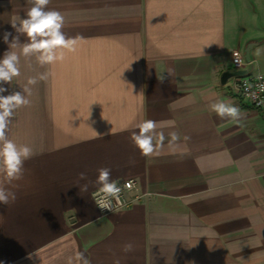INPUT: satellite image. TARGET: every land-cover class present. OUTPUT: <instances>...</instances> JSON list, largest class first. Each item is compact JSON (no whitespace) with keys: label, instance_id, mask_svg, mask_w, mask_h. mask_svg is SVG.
Masks as SVG:
<instances>
[{"label":"crops","instance_id":"0c3cea01","mask_svg":"<svg viewBox=\"0 0 264 264\" xmlns=\"http://www.w3.org/2000/svg\"><path fill=\"white\" fill-rule=\"evenodd\" d=\"M30 7L0 0V58L3 33L16 35L11 25ZM47 8L80 39L51 65L21 56L20 75L3 85L8 95L50 73L28 86L30 104L7 130L35 154L15 203L0 205V264H66L78 251L91 264H264V111L225 75L246 69L245 56L249 74H264V0H51ZM168 68L174 76L161 83ZM220 100L239 106V122L211 111ZM145 119L165 134L158 155L142 156L130 139ZM172 131L179 139L170 145ZM101 167L118 183L133 179L129 194L141 197L102 215L96 187L76 186L78 173L94 181ZM127 242L135 250L125 254Z\"/></svg>","mask_w":264,"mask_h":264},{"label":"clouds","instance_id":"9594fccd","mask_svg":"<svg viewBox=\"0 0 264 264\" xmlns=\"http://www.w3.org/2000/svg\"><path fill=\"white\" fill-rule=\"evenodd\" d=\"M31 7L28 9L25 17L19 24L13 23V32L5 31L2 39L8 49L0 58V205H10L17 200V194L13 189L18 188L16 183L24 179V164L34 156L32 147L26 144L18 145L8 139L7 130L17 109L26 107L30 104L28 96L31 95L29 85H36L38 81H47L50 73H40L38 77H30L27 85L22 91H12L8 95V88L3 85H10L14 77L20 75V59L35 56L36 62L41 65H51L64 59V51H76V45L80 37H67L62 31L65 18L62 13L55 9H48L47 6L51 0H27ZM23 35L26 39L20 45L19 37ZM11 38V39H10ZM20 48V51L14 49ZM166 73V74H165ZM159 78L163 83L165 79L174 76V69L168 68ZM257 79H264L258 76ZM256 87L264 92V84H258ZM252 85L245 81V91L253 100L257 99V93L251 92ZM27 94V95H26ZM211 111L221 119L230 118L239 122L242 118V112L239 106L225 102L223 100L213 102L210 105ZM101 134L97 133V136ZM169 144H173L179 139L178 134L172 131ZM130 139L139 150L142 156L148 157L153 154H159L158 149L163 147L166 139L164 132L157 131V122L151 119H145L139 123L136 130L131 132ZM188 139V137H185ZM97 177L94 181L89 180L86 172L77 174V184L80 192H87L90 186L96 187V192L100 198L95 202L101 211H113V201L120 202L121 187L118 181L112 178V170L109 167L97 169ZM80 181H84L83 184ZM132 183L128 182L125 188L131 189ZM95 195V194H94ZM135 250L132 242L122 245V251L127 254ZM29 259H35L34 254H30ZM66 264H91L84 252L78 251L75 256L68 257ZM113 264H121L120 258L115 257Z\"/></svg>","mask_w":264,"mask_h":264},{"label":"built area","instance_id":"2783aa9c","mask_svg":"<svg viewBox=\"0 0 264 264\" xmlns=\"http://www.w3.org/2000/svg\"><path fill=\"white\" fill-rule=\"evenodd\" d=\"M233 63L236 68H241L242 66L245 65V62L243 61L242 56L240 54L234 55ZM258 76L264 77V74L263 73H254V74L248 73L242 76H237L236 79L234 80L233 89L240 97L247 99L255 108L264 111V92H261L259 88L256 87L258 84H264V79H257ZM245 81H247L249 84L252 85V88L250 89V91L257 93V96H258L257 99L253 100L251 96L248 93H246ZM128 182H131L133 185L131 189L124 187V185ZM118 184L122 189L121 194H120V202L116 203L115 201H113V211L112 212L119 211V210L130 207L136 200H138L141 197V195L139 194H133V195L129 194L135 188V181L133 179H127ZM99 198H100V194H98L95 191L93 193V200L99 212L102 215H107L109 213H112L108 211H101L98 208L95 200Z\"/></svg>","mask_w":264,"mask_h":264},{"label":"water","instance_id":"95a60500","mask_svg":"<svg viewBox=\"0 0 264 264\" xmlns=\"http://www.w3.org/2000/svg\"><path fill=\"white\" fill-rule=\"evenodd\" d=\"M244 59L249 64L246 69H235L232 73H225V75H227L228 77H237L248 74L251 71L252 65L250 63L248 56H245Z\"/></svg>","mask_w":264,"mask_h":264}]
</instances>
